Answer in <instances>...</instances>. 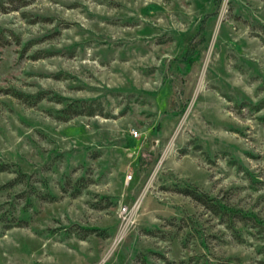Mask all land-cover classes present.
<instances>
[{"label":"rangeland","instance_id":"374dc122","mask_svg":"<svg viewBox=\"0 0 264 264\" xmlns=\"http://www.w3.org/2000/svg\"><path fill=\"white\" fill-rule=\"evenodd\" d=\"M0 30V264H264V0H0Z\"/></svg>","mask_w":264,"mask_h":264},{"label":"trees","instance_id":"16d2710c","mask_svg":"<svg viewBox=\"0 0 264 264\" xmlns=\"http://www.w3.org/2000/svg\"><path fill=\"white\" fill-rule=\"evenodd\" d=\"M10 35H5L4 31L0 30V41L3 40V43H4V41H5V43H7L6 41L10 37ZM3 38H5V40ZM190 52H192V53H190ZM193 53H194V50L187 49V51L184 54L185 57L183 56L184 59L193 61V59H192ZM187 62L191 63L189 61H187ZM42 99H44V96L38 95L34 98H31L30 104L35 105V103H38ZM61 101H63L61 98H58L57 100H55V102L58 104H60ZM101 114H102V110H101V106L99 104H87L86 105L83 102H81V103H78V102L75 103L74 102V103L70 104L69 106H66L62 110L60 115L57 116V119H69V118L75 117V116L94 117L96 115H101ZM8 171H9V166L7 164H0V173L8 172ZM16 173L18 174V176L14 181H12L11 183L8 184L9 187H12V186H15L16 184L22 183L24 181V178H26L25 174H22L19 171ZM180 193L186 197L191 198L193 201L200 204L201 206H203L207 210L211 211L216 216L222 217V216H226L229 214V215H232V217H239V216H237L238 213L237 214L229 213L230 212L229 210H227L225 207L221 206L215 200L213 201V200L209 199L208 196L203 194V193H200V192L198 193L197 191H195L193 189H189V188H184V189L180 190ZM27 202H28V204H30V200H28ZM247 217H249V216H247ZM252 219H254L255 222L257 221V219H255V218H252ZM256 223H257V225H259L258 221Z\"/></svg>","mask_w":264,"mask_h":264}]
</instances>
